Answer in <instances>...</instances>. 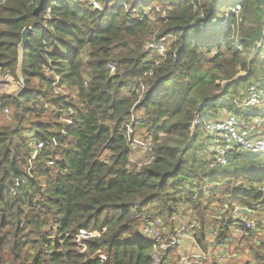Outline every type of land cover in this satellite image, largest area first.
Returning a JSON list of instances; mask_svg holds the SVG:
<instances>
[{"label": "trees", "instance_id": "1", "mask_svg": "<svg viewBox=\"0 0 264 264\" xmlns=\"http://www.w3.org/2000/svg\"><path fill=\"white\" fill-rule=\"evenodd\" d=\"M93 1L101 10L91 0H0V69L15 82L17 47L30 29L25 91L0 90V115L10 112L0 125V264H151L153 241L140 234L151 218L172 233L186 206L206 248L211 226L218 240L232 236L221 209L264 200L255 190L264 187L263 156L236 155L228 170L204 176L191 131L199 105L211 99L207 110L232 111L219 100L251 80L260 0ZM154 6L163 10L145 13ZM154 35L169 38L163 56L144 51ZM239 72L247 75L233 80ZM56 82L63 95H54ZM30 133L56 140L31 163ZM136 139L149 150L133 148ZM80 231L99 235L78 240ZM254 238L241 239L247 251L234 264H264V234Z\"/></svg>", "mask_w": 264, "mask_h": 264}, {"label": "built area", "instance_id": "2", "mask_svg": "<svg viewBox=\"0 0 264 264\" xmlns=\"http://www.w3.org/2000/svg\"><path fill=\"white\" fill-rule=\"evenodd\" d=\"M92 6L96 10L101 7L91 0ZM155 7V6H154ZM152 8L147 9L149 12ZM157 12L159 10L154 8ZM240 6L236 5L231 8L228 14L237 15ZM146 12V11H145ZM263 25H264V7H263ZM264 32V30H263ZM167 37L156 38L155 35L145 44L144 51L163 56ZM261 46V43L257 45ZM110 74L115 71L114 65H108ZM17 85L19 93L25 91L21 79L17 82L13 80L7 71L0 69V89L3 90L5 85ZM225 87L221 88L218 93L221 94ZM65 88L56 82L53 87L54 95H63ZM16 93L14 96H16ZM219 102L221 105L230 104L233 110L220 108L216 111L207 110L206 106L212 104L213 100L208 99L203 105H199L193 112L191 121V131L199 134L202 148L210 163L218 168H226L230 165L231 159L236 155H249L264 157V78L261 82L249 84L242 93L230 97H222ZM9 109H4L3 116L8 118ZM73 112L69 111L64 114L61 120L65 123V128L73 123ZM62 133H64L62 131ZM28 147L30 152L29 163L36 160L38 153L45 147L56 146L55 138L37 142L33 134H28ZM151 144L140 139L134 140V147L147 152ZM246 190L250 191L249 188ZM257 193L264 196V187L255 188ZM254 190V191H255ZM245 211L248 213L246 214ZM228 216L227 218L225 217ZM213 217V216H211ZM219 220L226 223H232V236L218 240V229L214 226L209 227L205 232V243L207 247H202L196 240V229L198 224L192 220L186 224L177 225L172 233L165 234L161 231L162 226L159 219L151 218L140 230L143 237L153 241V255L151 264H161L168 252L176 250L183 242L189 241L192 246V252L185 254L178 253L176 264H234L239 262V257L247 251L244 237L253 235L255 238L264 234V200L259 205L251 208L225 206L219 211ZM92 232L87 233L80 231L77 239L98 236ZM102 261L105 255L98 256ZM236 259V260H234ZM249 264H260L254 260Z\"/></svg>", "mask_w": 264, "mask_h": 264}, {"label": "rangeland", "instance_id": "3", "mask_svg": "<svg viewBox=\"0 0 264 264\" xmlns=\"http://www.w3.org/2000/svg\"><path fill=\"white\" fill-rule=\"evenodd\" d=\"M263 1L264 0H260V6H261L260 7V11L262 13L261 16H263ZM154 8H157L159 11L163 10V8H160V6H155ZM156 12L157 11L154 10L150 14L156 13ZM145 13H149V11L146 10ZM221 16H223V15H221ZM221 16L219 17L220 20H222V17ZM153 26L154 27H152L150 29V33H155L159 29V26L158 25H153ZM263 30H264V25L261 24L260 27H259V31H258L259 32L258 42L255 43L254 48H252L253 51L251 50V52H250L251 58L252 59H255V63H253V65H252L253 66V71H254V68L256 67V64H258L259 67H261V66L264 67V32H263ZM260 43H261V46L258 47L257 45H259ZM252 74H253V72H252ZM237 76L243 77L244 74L242 72H239ZM234 79H236V78H234ZM255 82L256 81L249 79L248 82L245 83L244 87H246L247 84H251V83H255ZM226 84L227 83H223L222 82L220 87L221 88L223 86L225 87ZM6 87L11 89L12 88V84L5 85L3 89H5ZM240 89H241V87H236L235 88V90H237V91L240 90ZM229 94H230V90L227 91V93L225 94V97H229ZM65 95H66V93H65ZM6 119L7 118L4 117L3 114H1L0 115V125L5 124L6 121H7ZM197 142H198L197 145L201 144V140L200 139ZM100 160L102 161V163H105L107 161L106 156H102V158ZM196 160L198 161L197 166L200 169V173L202 175H204V176H207V177L212 176V174H216V172L218 174H221L224 171L228 170L229 169V166H230L229 165L228 167H226L227 169H221L220 170V168L212 165L210 163L208 157L205 155V152H204V150H203L202 147L201 148H198V152H197V155H196ZM177 215L175 216L176 221H175V218H174V224H186V223L194 220V217H191V212H190L189 209L186 210L185 212L182 211V212L179 213L178 216ZM188 246H190V245L185 241L176 250H174V251L170 252L168 255H166V257H165L166 263H168V264H176L175 263L177 261L176 257L178 255L179 251L180 250L181 251H185L188 248Z\"/></svg>", "mask_w": 264, "mask_h": 264}, {"label": "crops", "instance_id": "4", "mask_svg": "<svg viewBox=\"0 0 264 264\" xmlns=\"http://www.w3.org/2000/svg\"><path fill=\"white\" fill-rule=\"evenodd\" d=\"M253 71V70H252ZM243 74H244V76L243 77H245L246 75H247V73H245V72H242ZM243 77H240V76H236L235 78H236V80L238 79V78H243ZM264 78V67H259V66H257V67H255L254 68V71H253V74H252V77H251V80H254V81H256V82H261V79H263ZM255 82V83H256ZM249 84H247L246 85V87L248 86ZM246 87H244L242 90H244ZM186 210H188V208L186 207V206H183V205H180V209H179V211H178V215H179V213L180 212H185ZM191 212V217H194V214H193V212L192 211H190ZM177 215V216H178ZM175 221H176V218H175ZM177 225H179V224H174V227H176ZM190 246H188V248L185 250V251H179V253H185V254H191V253H194L195 252V250L192 252V246H191V243L189 242V241H186Z\"/></svg>", "mask_w": 264, "mask_h": 264}, {"label": "water", "instance_id": "5", "mask_svg": "<svg viewBox=\"0 0 264 264\" xmlns=\"http://www.w3.org/2000/svg\"><path fill=\"white\" fill-rule=\"evenodd\" d=\"M29 35H30V29H24L21 33L20 44L17 47V67H16V72H15L17 79H21V73H22V68H23V54H24V49L26 45L28 44ZM233 80H236V79H233ZM244 212L246 214L248 213L245 210Z\"/></svg>", "mask_w": 264, "mask_h": 264}]
</instances>
